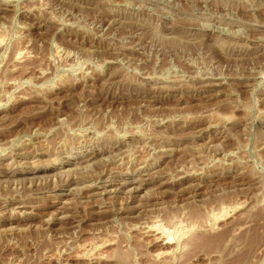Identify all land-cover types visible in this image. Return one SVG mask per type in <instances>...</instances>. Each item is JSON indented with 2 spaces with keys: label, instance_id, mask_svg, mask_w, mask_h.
Segmentation results:
<instances>
[{
  "label": "rangeland",
  "instance_id": "1",
  "mask_svg": "<svg viewBox=\"0 0 264 264\" xmlns=\"http://www.w3.org/2000/svg\"><path fill=\"white\" fill-rule=\"evenodd\" d=\"M0 264H264V0H0Z\"/></svg>",
  "mask_w": 264,
  "mask_h": 264
},
{
  "label": "bare ground",
  "instance_id": "2",
  "mask_svg": "<svg viewBox=\"0 0 264 264\" xmlns=\"http://www.w3.org/2000/svg\"><path fill=\"white\" fill-rule=\"evenodd\" d=\"M104 189V188H103ZM154 227V226H153ZM162 235V234H161ZM159 236V235H158ZM157 236V237H158ZM165 236V235H164ZM156 237V236H155ZM161 239V238H160ZM157 240V239H156ZM163 241H164V243H168V236L167 237H163Z\"/></svg>",
  "mask_w": 264,
  "mask_h": 264
}]
</instances>
